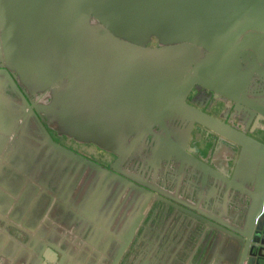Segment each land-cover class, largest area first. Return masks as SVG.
I'll use <instances>...</instances> for the list:
<instances>
[{
    "label": "water",
    "instance_id": "water-1",
    "mask_svg": "<svg viewBox=\"0 0 264 264\" xmlns=\"http://www.w3.org/2000/svg\"><path fill=\"white\" fill-rule=\"evenodd\" d=\"M1 68L26 99L12 111L0 98V264H164L174 238L191 257L220 233L226 264H264V109L247 94L256 82L264 98V0H0ZM195 85L232 101L252 129L187 102ZM61 112L124 134L111 169L138 209L121 243L89 241L81 254L90 230L66 232L80 170L28 129L32 114ZM195 125L239 148L229 176L186 150ZM102 193L77 212L90 216Z\"/></svg>",
    "mask_w": 264,
    "mask_h": 264
},
{
    "label": "rangeland",
    "instance_id": "rangeland-1",
    "mask_svg": "<svg viewBox=\"0 0 264 264\" xmlns=\"http://www.w3.org/2000/svg\"><path fill=\"white\" fill-rule=\"evenodd\" d=\"M7 71L8 70L0 69V98L2 101H9V109L15 111L23 105L26 97L23 91L22 83L18 77L14 73ZM253 85L247 92L248 97L252 102L264 109V98H257L255 91H252ZM203 90L204 89H201L197 92L200 93V96L193 92V95L189 98L192 103H194L199 108L206 110L213 116L228 121L230 124L238 127L239 129H244L247 132H249V129H252L254 122H251L245 126V124H247V117L243 119L239 117L237 113L238 109H233L232 103L225 104L226 101H224V98L213 97L209 92ZM220 101L225 103L221 104ZM250 113L251 112L249 111V114ZM239 120L242 121V123H240ZM72 121V117L68 112H61V114L49 113L36 116L32 114L28 122V129L35 138L43 139L46 137H51L55 142V150L62 155L69 156V158L80 170L69 192L70 202L67 210L73 214L74 218L70 220L67 225L68 228L66 229V232L70 233V235H72L74 238L79 239L80 235L78 234L77 226L81 219H84L85 221H94L95 223L99 220L98 212L93 214L92 217H87L86 215L77 212L78 209L87 201L90 194L102 187L104 189L102 198L106 199L105 196L108 194V187L110 186L109 184H112L113 187H115V185L118 183V185H121V188H123L124 184L120 182L122 176L119 173L113 171L109 166L110 163L106 159L108 152L106 146L103 144L100 146L93 141H88V138L78 135L72 129ZM196 129L202 131L201 138L194 139L191 137L189 139L188 150L190 154L200 158L205 163L210 164L218 171L229 173L230 168L225 169V167H223V163L226 158V154L229 151L232 153L233 143L219 137L218 135L210 133L207 129L201 128L199 126H196ZM237 156L238 152L235 149L232 153V157L228 158L231 163L228 165L229 167L232 165L233 168L237 160ZM118 199V208L114 207L113 209H118V213L115 215L114 219L108 216L106 218L110 223H114L116 220L121 218L120 227L122 232L124 231V228L122 227L123 224L126 223V227L127 222L130 219L129 217L133 216L137 212V209L135 208L131 210L128 216L125 215L123 217L121 210L127 202L128 195L122 192L118 195ZM130 207L131 206L128 204L127 208L129 209ZM101 221H103L106 227L108 226L107 221ZM10 230L14 232L16 231L13 229ZM99 230L100 228H98V231ZM113 236L117 237V233L114 232ZM223 236L224 235L221 233L220 235L213 234L210 237V244L204 239V252L201 253L199 247L191 257L188 256L186 251L189 247L188 243H181L180 237L174 238L171 241L172 245L175 246L176 244L180 243L181 247L176 254L170 252V249H168L169 253L164 252V264H193V262L195 264H226L225 256L222 251L224 244ZM90 239L83 242H89ZM218 240L220 241V245H218L220 248L216 253L214 251V241Z\"/></svg>",
    "mask_w": 264,
    "mask_h": 264
},
{
    "label": "flooded vegetation",
    "instance_id": "flooded-vegetation-1",
    "mask_svg": "<svg viewBox=\"0 0 264 264\" xmlns=\"http://www.w3.org/2000/svg\"><path fill=\"white\" fill-rule=\"evenodd\" d=\"M2 70H8L9 72L10 69L8 68H1ZM7 71V72H8ZM13 73V72H11ZM15 74V73H14ZM23 86V85H22ZM201 89H204L203 91H207L210 93L211 96L213 97H219V98H223V97H220V96H215L214 93L210 90H207L201 86H198V85H195L192 89V91L190 92L188 98H187V102H189L190 104H192L193 106L197 107L198 109H201L203 111H206L202 108H199L198 106H196L194 103L191 102V100L189 99L192 95H193V92H195L198 96H200V93H197L199 90ZM23 91H24V88H23ZM194 93V94H195ZM48 95L49 93H46L41 99L45 102H48L49 101V98H48ZM39 97V94L36 95V99ZM211 98V97H209ZM225 99V98H224ZM223 101H220V103H225V104H229V103H232L233 104V109H235V105L232 101L230 100H227L225 99ZM207 112V111H206ZM238 112V111H237ZM209 113V112H208ZM75 120V119H74ZM224 120V119H223ZM77 120L75 121H72V129L73 131H75L78 135H80L81 137H84V138H88V141H93L95 143H97L98 145H105L106 148H107V155H106V159L109 161V166L111 168V165L112 163L114 162V160L117 158V155H115V153H113V149L110 148V147H113L115 146V144L117 143L118 145L122 144V140H124V134L121 135V134H116L115 131H111L110 133L107 131H105L104 129H98V130H89L88 128L89 127H84L83 125L79 124L76 122ZM226 121V120H225ZM228 122V121H227ZM240 123H242V121L239 120ZM196 126L198 125H195V129H196ZM123 132V131H122ZM124 133V132H123ZM211 133V132H210ZM119 137H121V140H119ZM150 138V137H149ZM189 143V141H188ZM188 143H187V147H186V150L189 152L188 150ZM233 147H235L233 144H232ZM115 148V147H114ZM112 149V150H111ZM190 153V152H189ZM198 158V157H197ZM200 159V158H199ZM201 160V159H200ZM204 162V161H203ZM205 163V162H204ZM208 164V163H206ZM212 169L216 170L213 166H211L210 164H208ZM218 171V170H216ZM232 171V165H230V172L229 173H226V172H221V171H218L219 173L223 174L224 176H229L230 173ZM80 172V171H79ZM79 174V173H78ZM15 177V175H13ZM110 186L108 187V194L105 196L106 199H103V193H104V189H103V193H102V196H101V199L98 203V205L96 206V208L94 209V211L91 213L90 216H87V217H92L93 214H95L96 212H98L99 214V220L95 223L94 221H90V220H87L85 221L84 219H81L79 222H78V226H77V231L80 230V228H85V227H88L90 229L94 228V227H97V228H101L103 226H105V224L103 223V221L101 220H104L108 222V225H113L114 226V232L117 233V237H114L112 236L110 239H103L101 237V234H97V236H94V233L92 232V230H90V233L86 234L87 238L86 239H82L81 241V246L77 245L78 249H77V252H81V254H84L83 252H85L81 247L83 246V244H87V242H83L85 240H88V237L90 239V241H98L100 243H108L109 241H111L112 238H115L118 242L121 243L120 239L122 237L119 236V234L121 233V227H120V221H121V218H119V220H116L114 223H110L108 221V219L106 218L107 216L108 217H112V219H114L115 215L118 213V209L116 210H113L114 207H117L118 208V195L119 193H117L118 191L120 192V194L123 192V193H126L128 195V199H127V205L130 201V199H132V195H131V192L128 191V189H123L121 188L120 186L121 185H118V183L115 185V187H113L112 184H109ZM24 191V190H23ZM113 191H116L114 192L113 194ZM7 192L9 195H12L14 193H17V186H16V182L14 183L13 180L11 181L9 187L7 188ZM114 195V196H113ZM26 195L22 198L23 201L26 200ZM116 201V202H115ZM127 205L123 207V209L121 210V213L123 215V217L126 215L128 216L129 213H130V209L127 208ZM69 206V204H67V207ZM23 207L25 208L26 207V204L23 205ZM51 207H53V204H49L48 205V209H51ZM66 212H69L67 209H66ZM65 212V213H66ZM113 212H114V216H113ZM71 213V212H69ZM80 213V212H78ZM80 214H83V213H80ZM65 215V214H64ZM72 215V214H70ZM85 215V214H84ZM74 218V216L72 217ZM71 218V219H72ZM130 218V219H129ZM128 219V222L129 223L132 219V216L129 217ZM70 220V219H69ZM60 221H63V216L60 217ZM127 221V220H126ZM70 222V221H68ZM2 224H5L3 221H1ZM8 225L7 227L8 228H15L14 225H12L10 222H6ZM126 223L123 224L122 227H124ZM16 230V229H15ZM98 231V230H97ZM120 232V233H119ZM91 233H93L91 236H89ZM5 235H8L6 232H4L1 228H0V236H5ZM92 255H95L96 254V251H91ZM88 254V253H87Z\"/></svg>",
    "mask_w": 264,
    "mask_h": 264
},
{
    "label": "crops",
    "instance_id": "crops-1",
    "mask_svg": "<svg viewBox=\"0 0 264 264\" xmlns=\"http://www.w3.org/2000/svg\"><path fill=\"white\" fill-rule=\"evenodd\" d=\"M262 85H264V84H262ZM261 87V86H260ZM263 89H264V86H263ZM253 122V121H252ZM201 130H197V129H195V131H194V133H193V138L194 139H200L201 138ZM254 134H255V132H254ZM216 135V134H215ZM234 148V147H233ZM234 151L232 150V153H233ZM237 152L239 153V148L237 149ZM232 153L229 151L227 154H226V158H225V160H224V163H223V167H227L229 164H231L230 163V161H229V159L228 158H231L232 157ZM114 192H116V191H113V194H114ZM117 193H119L120 194V192L118 191ZM114 196V195H113ZM116 202V201H115ZM116 204H118V203H116ZM127 205V203L125 204V206ZM136 209H138V208H136ZM124 227H125V225H124ZM123 227V228H124ZM108 228H109V231H108ZM83 229V228H82ZM86 230L87 231H89V230H92V232L94 233V236H97V234L99 233V234H101V237L103 238V239H110L113 235H114V226L113 225H108L107 227L106 226H103V227H101L100 228V230L99 231H97L98 230V228L97 227H94V228H92V229H90V228H88V227H86ZM125 230V229H124ZM123 232L124 231H122L120 234H119V236H121V235H123ZM92 233V234H93ZM219 248L220 247H218V246H214V251L217 253V250H219ZM223 253H224V251H223ZM216 256V255H215ZM192 263V262H191ZM193 264H195L194 262H193Z\"/></svg>",
    "mask_w": 264,
    "mask_h": 264
}]
</instances>
